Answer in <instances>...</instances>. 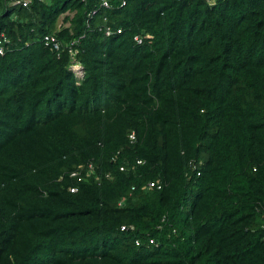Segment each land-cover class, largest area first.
<instances>
[{
    "label": "trees",
    "instance_id": "1",
    "mask_svg": "<svg viewBox=\"0 0 264 264\" xmlns=\"http://www.w3.org/2000/svg\"><path fill=\"white\" fill-rule=\"evenodd\" d=\"M7 1L0 264H264V0Z\"/></svg>",
    "mask_w": 264,
    "mask_h": 264
},
{
    "label": "built area",
    "instance_id": "2",
    "mask_svg": "<svg viewBox=\"0 0 264 264\" xmlns=\"http://www.w3.org/2000/svg\"><path fill=\"white\" fill-rule=\"evenodd\" d=\"M31 0H8L6 2L7 6H15V5H22V6H28V4L30 3ZM81 1H85V0H81ZM207 1H211V0H207ZM122 4H124V2H122ZM100 7L102 8H109L110 7V4H109V1L108 0H101L100 1ZM96 12V10H93L91 13H89L88 15L91 16L92 14H94ZM103 20L105 21L106 18H103ZM68 25V23L66 24ZM104 26H99L98 27V30L103 32L104 35L106 36H110L112 34V29L110 27H104ZM116 33H120V30L119 29H116L115 30ZM147 37H149L147 35ZM134 39L136 40L137 43H141L142 41V37L136 35L134 37ZM43 43L44 45L46 46H50L51 48H53L54 50H60V47H61V44L60 42L57 40V38L54 36V35H51V34H48V35H44L43 37ZM11 41L8 37H6L3 33L0 34V54H4L5 51H6V46L10 45ZM70 51V54L72 56L75 55V53H77V49H69ZM70 69L72 71H74V73L79 77V75L82 74V68H81V65L80 63L72 58V64L70 65ZM130 139H134V132H130L129 133V136H128ZM116 157V155H115ZM142 161L141 160H138L137 161V164H141ZM126 166L124 165H121L119 167V169L121 171H125L126 170ZM199 166L198 164H196L195 162H191L190 163V170L192 172H196L197 175L200 174V171H199ZM93 173H95V169H94V165L92 162H87L86 164L84 165H79L77 166L75 169L71 170L68 174L70 177L72 178H75L76 180L80 181V180H83L84 178L92 175ZM109 175V174H108ZM107 175V176H108ZM161 187V183L159 181H149L148 184L146 185V189H152V188H157L159 189ZM77 190V187L73 186V187H70V191L71 192H75ZM263 229H264V224L262 225ZM124 229H127L125 228V226H121V230H124ZM128 229H131L133 230L134 227L133 226H129ZM263 240H264V237H263ZM148 243L149 244H156L154 238H151L149 237L148 238ZM135 244L136 245H140L142 243V240L137 238L135 239Z\"/></svg>",
    "mask_w": 264,
    "mask_h": 264
},
{
    "label": "clouds",
    "instance_id": "3",
    "mask_svg": "<svg viewBox=\"0 0 264 264\" xmlns=\"http://www.w3.org/2000/svg\"><path fill=\"white\" fill-rule=\"evenodd\" d=\"M209 2V1H208ZM212 2V0L209 2V3H211ZM7 5V4H6ZM62 17H63V15L61 16V18L59 19L60 21L59 22H62ZM67 24V23H66ZM135 37V36H134ZM135 40V39H134ZM43 41V40H42ZM136 41V40H135ZM26 44H28V43H26ZM82 68V67H81ZM82 74H83V70H82ZM82 74L80 75V77L82 76ZM77 76V75H76ZM78 77V76H77ZM125 166V165H124ZM200 171V170H199ZM197 175V174H196ZM198 176V175H197ZM161 187H162V184H161ZM160 187V188H161ZM159 188V189H160ZM140 239V238H139ZM135 243V242H134ZM142 244V243H141Z\"/></svg>",
    "mask_w": 264,
    "mask_h": 264
},
{
    "label": "rangeland",
    "instance_id": "4",
    "mask_svg": "<svg viewBox=\"0 0 264 264\" xmlns=\"http://www.w3.org/2000/svg\"><path fill=\"white\" fill-rule=\"evenodd\" d=\"M79 77H80V75H79Z\"/></svg>",
    "mask_w": 264,
    "mask_h": 264
}]
</instances>
